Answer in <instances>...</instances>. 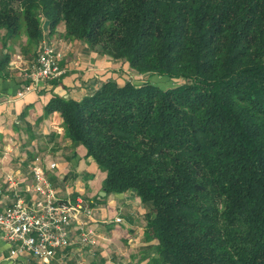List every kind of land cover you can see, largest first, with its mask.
<instances>
[{"label":"trees","instance_id":"1","mask_svg":"<svg viewBox=\"0 0 264 264\" xmlns=\"http://www.w3.org/2000/svg\"><path fill=\"white\" fill-rule=\"evenodd\" d=\"M44 21L177 82L109 79L46 106L107 172L108 193L152 202L158 261L264 264V0H0V29L26 36V52Z\"/></svg>","mask_w":264,"mask_h":264},{"label":"crops","instance_id":"2","mask_svg":"<svg viewBox=\"0 0 264 264\" xmlns=\"http://www.w3.org/2000/svg\"><path fill=\"white\" fill-rule=\"evenodd\" d=\"M43 27V41L54 46L65 72L55 81H41L24 98L16 93L27 82L41 44L26 52L22 47L26 36L7 39L6 30L0 29V204L11 205L17 194L30 197L31 165L39 157L61 198L83 196L92 201L91 223L99 236L96 246L77 241L58 250L48 264H161L158 239L149 230L152 202L142 201L134 189L108 193L107 172L66 134L61 111L46 112L56 96L81 100L109 79L124 83L128 78L123 63L91 49L83 40L66 37L64 23L54 33L48 21ZM53 162L57 165L50 168ZM12 247L0 227V264H36L29 253L11 256Z\"/></svg>","mask_w":264,"mask_h":264},{"label":"built area","instance_id":"3","mask_svg":"<svg viewBox=\"0 0 264 264\" xmlns=\"http://www.w3.org/2000/svg\"><path fill=\"white\" fill-rule=\"evenodd\" d=\"M64 72L54 46L43 41L27 73L28 80L17 91L16 97L24 98L29 92L37 90L41 81L58 79ZM56 165L53 162L49 167L55 168ZM31 170L33 183L29 188L30 197L17 194L11 205L2 207L0 204V227L4 238L13 243L11 256L29 253L36 259V264H48L58 250L77 241L96 246L99 236L91 223L92 201L83 196L61 198L39 157L35 158ZM121 220L117 218V221Z\"/></svg>","mask_w":264,"mask_h":264},{"label":"rangeland","instance_id":"4","mask_svg":"<svg viewBox=\"0 0 264 264\" xmlns=\"http://www.w3.org/2000/svg\"><path fill=\"white\" fill-rule=\"evenodd\" d=\"M122 63H123L122 67L124 73L126 74V78L131 79L136 83H143L146 80H151L152 82L160 85L163 88L177 84L175 80H172L169 77L160 76V75L139 74L136 70L132 69L128 63L126 62H122Z\"/></svg>","mask_w":264,"mask_h":264}]
</instances>
